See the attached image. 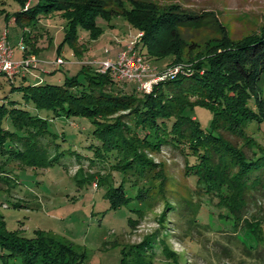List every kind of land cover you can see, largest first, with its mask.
Returning <instances> with one entry per match:
<instances>
[{"label":"rangeland","instance_id":"obj_1","mask_svg":"<svg viewBox=\"0 0 264 264\" xmlns=\"http://www.w3.org/2000/svg\"><path fill=\"white\" fill-rule=\"evenodd\" d=\"M128 1L109 0L107 9L121 12L119 4ZM134 1L144 11L149 7L156 11L174 7L201 14L202 25L198 28L155 33L150 49L177 51L181 60L169 64L168 56H142L156 69L153 72L157 81L191 69L198 58L219 51L229 42H241L264 27V0ZM25 5L21 0H0V34L8 33L13 61L23 57L17 42L22 31L15 25L13 15ZM66 25L65 18L58 13L39 21L36 30L41 33L37 41L41 50L32 70L47 71V74L37 72L44 80L57 82L74 75L82 80L83 65H92L98 72L97 66L102 61L115 60L143 32L122 16L98 17L97 26L101 31L96 37L89 30H79L78 42L85 49L76 55L65 40ZM58 57L63 63H55ZM40 75L36 79L27 78L39 80ZM10 86L0 76V97L8 93ZM126 86L132 89L137 82L129 80ZM254 93L260 97L257 100L264 109V84ZM19 97L20 94L9 99ZM30 110L33 114L40 112L34 107ZM187 110L203 128H212L213 112L209 106L193 103ZM47 128L55 136L50 137V147H44L46 156L50 159L57 154L59 158L58 161L46 159L44 164H25L12 150L17 152L22 148L9 143V136H0L3 141L0 145V234L16 233L33 238L43 235L64 242L79 255L77 264H172L175 257L179 264H264V189L257 191L262 193L260 197L256 195L257 201L252 200L246 209L234 213L233 202L228 201L225 189L217 193L189 173L186 155L180 148L164 145L157 152L145 149L153 169L140 177L131 172L121 176L110 169L114 159L108 163L101 156L93 157L98 141L92 134L94 125L88 119L57 117L48 121ZM243 129L251 140L253 154H264V115L248 121ZM221 134L241 145L231 131L222 130ZM244 152L247 157L251 156L246 146ZM118 184L122 188H129L130 184L132 197L127 203L112 207L110 196L104 193ZM256 219L263 222L260 228L254 227L259 229L261 239L247 229L246 223L253 221L255 225ZM146 239L147 244L137 258H132L128 251L138 249ZM6 253L0 244V264H20L16 259H9Z\"/></svg>","mask_w":264,"mask_h":264},{"label":"trees","instance_id":"obj_2","mask_svg":"<svg viewBox=\"0 0 264 264\" xmlns=\"http://www.w3.org/2000/svg\"><path fill=\"white\" fill-rule=\"evenodd\" d=\"M26 1L21 3L25 5ZM108 2L31 0L13 15L15 25L22 31V55H39L41 48L37 41L41 33L36 30L39 21L56 13L66 20L65 40L76 55L85 49L78 42L79 30H89L96 37L101 31L97 26L98 17L122 16L132 27L143 31V37L135 44L138 54H153L150 58L168 56L169 64L181 61L179 54L173 50L153 52L150 45L155 33L202 25L201 14L174 7L162 11L149 7L144 11L138 2L129 0L119 4L121 12L117 13L107 9ZM80 72L82 80L74 75L57 82L28 80L27 73L12 78L0 73L11 85L8 93L0 97V136H9V143L22 148L17 152L12 150L25 164H44L46 159L58 161L57 154L48 159L44 149L50 147V137L55 136L47 128L48 121L76 116L94 125L92 134L98 145L93 157L101 156L108 163L114 159L117 163L110 169L121 176L131 172L140 177L146 170H152L153 163L145 155V149L157 152L161 146L172 145L184 152L186 169L197 181L205 182L217 193L222 189L227 191L228 201L233 202L232 212L246 209L252 200L257 201V194L261 196L257 191L264 189V154H253L251 140L243 128L248 121L264 115L263 105L257 100L260 97L254 93L264 84V27L241 42H229L219 51L198 58L191 69L164 77L149 90L128 89L126 82L117 83L110 73H99L89 64L83 65ZM18 94L19 98L9 99ZM193 103L212 109L211 129L203 128L187 110ZM31 107L40 112L33 114ZM222 130L234 133L241 145L227 140ZM0 145H3L2 138ZM245 146L251 151L250 157L244 152ZM122 187L118 184L105 190L112 207L131 199V185ZM255 222V225L253 221L246 223L247 229L261 239L259 229L254 227L260 228L263 222ZM0 244L9 259H16L20 264H77L79 261V255L64 242L43 235L33 238L16 233L0 234ZM146 244L147 239L138 249L131 248L128 254L136 259ZM178 262L173 258L172 264Z\"/></svg>","mask_w":264,"mask_h":264},{"label":"built area","instance_id":"obj_3","mask_svg":"<svg viewBox=\"0 0 264 264\" xmlns=\"http://www.w3.org/2000/svg\"><path fill=\"white\" fill-rule=\"evenodd\" d=\"M142 37V32H139L134 41L130 42L125 48L119 52L115 60L106 59L102 61L98 68L100 73H110L111 77L117 82H127L135 80L137 82V90L142 91L150 87L153 82H157L155 68H152L149 63H146L142 56L135 50V44ZM18 47L24 52V44L22 39L18 42ZM13 49L9 45L8 35L6 31L0 34V73L5 74L9 78L20 73H28L35 68L37 57L35 54L22 55L19 61L12 60ZM56 64L63 63L61 58L55 60ZM173 72H177L174 69ZM171 76V74H170ZM161 79H163L161 77Z\"/></svg>","mask_w":264,"mask_h":264},{"label":"crops","instance_id":"obj_4","mask_svg":"<svg viewBox=\"0 0 264 264\" xmlns=\"http://www.w3.org/2000/svg\"><path fill=\"white\" fill-rule=\"evenodd\" d=\"M11 22V21H10ZM21 36H20V38H18V41L17 42H19L20 40H21ZM8 40H9V38H8ZM39 71V73H42V74H47L48 72L47 71H45V70H38L37 68L33 71V70H30L27 74V77H29V76H31V77H33L34 79H36L37 78V76L38 75H40L39 73H37ZM42 71V72H41ZM42 79V77H41V75H40V79L39 80H41Z\"/></svg>","mask_w":264,"mask_h":264}]
</instances>
